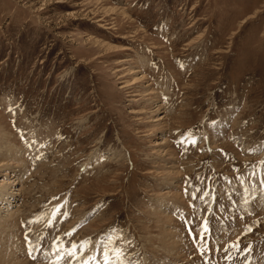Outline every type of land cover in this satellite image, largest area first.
Segmentation results:
<instances>
[{
  "label": "rangeland",
  "instance_id": "obj_1",
  "mask_svg": "<svg viewBox=\"0 0 264 264\" xmlns=\"http://www.w3.org/2000/svg\"><path fill=\"white\" fill-rule=\"evenodd\" d=\"M109 248L264 264V0H0V264Z\"/></svg>",
  "mask_w": 264,
  "mask_h": 264
},
{
  "label": "snow or ice",
  "instance_id": "obj_2",
  "mask_svg": "<svg viewBox=\"0 0 264 264\" xmlns=\"http://www.w3.org/2000/svg\"><path fill=\"white\" fill-rule=\"evenodd\" d=\"M112 253V257H109L108 253ZM71 254V253H70ZM124 256L123 250L119 248H109L105 250V264H111L112 260H121Z\"/></svg>",
  "mask_w": 264,
  "mask_h": 264
},
{
  "label": "bare ground",
  "instance_id": "obj_3",
  "mask_svg": "<svg viewBox=\"0 0 264 264\" xmlns=\"http://www.w3.org/2000/svg\"><path fill=\"white\" fill-rule=\"evenodd\" d=\"M157 118H158V117H157ZM157 120H158V119H157ZM8 170H9V169H8ZM13 181H14V180H13ZM11 182H12V181H11ZM11 184H12V183H11ZM9 185H10V183H9ZM12 186H13V185H12ZM4 187H5V186H4ZM2 188H3V187H2ZM9 189H10V188H9ZM2 193H4V192H1V194H2ZM5 193H6V192H5ZM5 193H4V194H5ZM7 193H8V192H7ZM7 193H6V194H7ZM5 197H6V196H5ZM2 200H3V198H2ZM6 207H7V206H6ZM6 210H7V209H6ZM5 215H6V214H5Z\"/></svg>",
  "mask_w": 264,
  "mask_h": 264
}]
</instances>
